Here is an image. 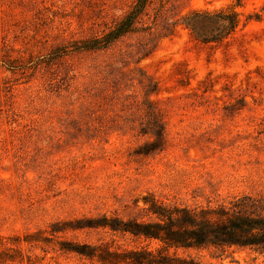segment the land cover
<instances>
[{"label": "rangeland", "instance_id": "rangeland-1", "mask_svg": "<svg viewBox=\"0 0 264 264\" xmlns=\"http://www.w3.org/2000/svg\"><path fill=\"white\" fill-rule=\"evenodd\" d=\"M136 3L0 0V264H102L65 244L139 248L86 224L140 215L148 193L264 196V0H146L130 30L80 47ZM168 252L264 264L249 248Z\"/></svg>", "mask_w": 264, "mask_h": 264}, {"label": "trees", "instance_id": "trees-1", "mask_svg": "<svg viewBox=\"0 0 264 264\" xmlns=\"http://www.w3.org/2000/svg\"><path fill=\"white\" fill-rule=\"evenodd\" d=\"M145 1L137 0L115 28L100 38L93 39L92 43L80 47L106 46L111 40L130 30L131 25L141 14ZM201 16L209 17L211 14L194 11L189 17ZM237 24V13L232 12L228 16L227 31L234 30ZM139 201L142 205H139ZM134 205L142 211V214L126 219L104 215L90 220L86 225L127 233L135 238H142L147 244L122 252L98 251L96 246L87 244H65L61 247L86 257H94L102 264H199L192 258L184 259L170 254L168 252L170 248L177 250L237 247L264 253L263 195H234L228 201L215 204L208 201L206 204L191 206L181 202H165L148 193L137 198ZM69 227L82 226L77 224ZM151 242L156 245H150Z\"/></svg>", "mask_w": 264, "mask_h": 264}]
</instances>
